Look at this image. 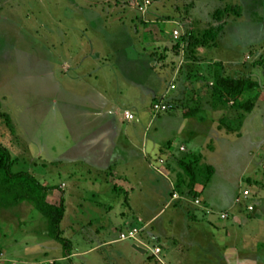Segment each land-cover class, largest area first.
<instances>
[{
  "label": "rangeland",
  "instance_id": "rangeland-1",
  "mask_svg": "<svg viewBox=\"0 0 264 264\" xmlns=\"http://www.w3.org/2000/svg\"><path fill=\"white\" fill-rule=\"evenodd\" d=\"M210 32L208 45L196 48L195 40ZM142 43L151 50L139 57ZM220 78L255 81L259 88L228 99L216 87ZM246 101L264 117V0H0V144L15 161L13 172H28L45 186H65L50 201L64 195L61 230L79 254L63 260L62 246L46 234V219L24 203L0 208L1 223L12 225L5 232L0 225L7 258L22 264L31 250L37 264H224L213 247L226 245L233 220L216 221L196 200L214 174L204 155L217 169L204 198L218 212L238 195L241 206L245 187L258 195L254 201L264 196V120L253 124L254 134L240 138L250 114L238 106ZM162 102L170 110L154 112ZM103 110L117 111L118 127L132 129L138 145L146 134L150 145L160 146L150 156V172L128 171L134 189L129 195L104 182L113 170L104 177L69 160L73 138H94L106 127L112 139V120L97 127L87 118ZM191 111L197 116L185 120ZM126 113L134 121L126 122ZM181 161L195 171L193 187L178 168ZM243 176L253 177L239 182ZM161 178L174 180L170 199ZM78 194L107 211L108 229L114 228L107 241L98 244L80 223L82 234L69 229L71 215L81 221ZM163 208L155 224L141 220ZM258 211L263 214L262 205ZM129 232L135 237L121 241ZM34 239L32 250L25 244ZM18 249L23 255H16Z\"/></svg>",
  "mask_w": 264,
  "mask_h": 264
},
{
  "label": "crops",
  "instance_id": "crops-1",
  "mask_svg": "<svg viewBox=\"0 0 264 264\" xmlns=\"http://www.w3.org/2000/svg\"><path fill=\"white\" fill-rule=\"evenodd\" d=\"M144 36H147V35L144 34ZM144 45H145V43L141 44L142 50L139 51V57L141 54L143 56H146L147 52H149L151 50V47L144 46ZM236 60H238V59H235L234 61H236ZM151 95H153V92ZM99 97H100V99H102V96L99 95ZM261 104H263L262 100L259 101V105H261ZM254 110L252 111V113H250L249 118L245 120V122L243 124V128L241 129V133H243V136L240 138L248 137V136L255 133L254 132L255 127H253L254 126L253 124H255V123L258 124V122L263 123L264 117H260V116L257 117V115H256L257 112H255ZM96 115L97 116L88 115L87 118H89L90 121H93V119H94L95 122L93 121L92 124L96 125L97 127L102 126V124L104 123L103 120H106V121L108 119L112 120L111 125H112V132H113L114 136L110 140L107 136L108 135V129L106 127L105 128L102 127V129H99L100 132L97 133L98 136H96L94 138H89V139L86 138V140L73 138L72 139L73 143L71 145L72 147H70V151H71L70 153L71 154H70L69 160H70L71 164H74V165L83 163L85 166H87L90 173L95 172L96 175L101 174L104 177L106 176V173L108 171L113 170L114 175L111 176L112 178L106 176V179H104V182H106L107 184H109V183L114 184L113 187H110L111 191H113V190L117 191L119 188V190L123 191L124 194L126 193L129 195L128 191L130 190L132 192L134 189L130 188L129 184H130L131 180L128 179V176H129L128 171H132V173L135 174L138 172V168L144 167L145 170H143V175H145V172H150L149 167L150 166L152 167V165L155 162V160L151 161L150 156L153 157L156 154V152L158 153L160 146L150 145L146 134L141 135L142 140H141V143L138 145L136 143V141L132 138V134H133L132 129L123 130V129L118 127V121L119 120L117 118V116H118L117 111L107 112V111L103 110V111L97 112ZM123 117L125 120V114ZM184 119L186 120V118H184ZM132 121H134V120H132ZM250 121H252L251 124H250ZM126 122H128V121H126ZM96 130H95V128H92L91 131H96ZM261 130L264 133V125L261 127ZM218 134H220V133H218ZM224 135L226 137H229V138H234L230 134H227V135L224 134ZM114 149L117 151V153L119 152L118 149H120V157L117 156V158H116V156H115L116 159L113 160L112 152L114 151ZM214 149H215V147H214ZM214 149L212 152H214ZM203 157H204L203 163H206L207 165H210L211 167H213L214 174H213L210 182L207 184L206 189L203 192V195H199V197H197L198 200H196V201L200 202V204H201V206H199L200 208H202L204 210L208 209L209 211H211V213L215 216L216 221H220V222L225 223L226 221L233 220L232 224L234 225L233 227L232 226L230 227L231 230H230V232H228L229 235L227 233V237H226L227 240H225L227 242L224 243L226 245L220 244V246H218L217 245L218 242H217L215 244V246L213 247L214 250L216 251L217 255H218V263L221 261L224 264H264V196H261V197L259 196V199L254 201V199L257 198L258 195H255L253 191H251V190H249V188L245 187V189L242 192V197L240 196L242 198V201H243V204H241V206L236 205L237 202L235 200L237 197H239V195H238L237 197L235 196L233 198L231 205H228L226 210L218 212L213 207V205L211 203H209L208 199L204 198V197H206V192L208 190V187L210 186L211 182L213 181V178H215V176H216L217 169L207 159L206 155H204ZM13 161H14V159H13ZM14 164H15V161L13 162V166H14ZM119 166L122 168L121 171L118 170ZM123 168L124 169L125 168H131V170H124ZM125 176H127V178ZM252 177L253 176H250V177L243 176V177H241L239 182H242L244 180L250 181V179H252ZM161 179H163V178H161ZM116 180L121 182L123 185L121 184V186H118L120 184L114 183V182H117ZM163 180L166 182V184L169 188V190L167 191L168 197L166 196L167 197L166 199H168V198L170 199L171 187H173L172 185L174 184V182H172V181H174V180H173V178L171 180H169V182L166 179H163ZM262 180H264V178H262ZM254 181H257V179H254ZM90 182L92 183V181H90ZM125 182L127 184L126 187H124ZM96 183H97V181H94V184L92 183L91 185H93V187H94ZM62 187L63 188H61V186L59 187L60 190H63L65 186L62 185ZM245 191H250L252 193V197H250L248 199H243V193ZM91 193L98 195V193L95 192V190H92ZM90 198L91 197H89V199ZM64 199H65V197H64ZM77 199H78V201L76 202L77 210L75 212H78V214L81 215V221H79L76 216L74 218L73 217L74 215L73 216L71 215V219L69 221L70 222L69 229H71L72 231L76 230L77 232L81 233L84 230V228H87L91 234L95 233V235H92V238L94 239V241H97V242L99 240L98 244H101L102 242L107 241L108 240L107 238L111 234L109 232H112V230H114V228L110 231L108 229L107 211H103L101 206L99 207V205L93 204L92 201H90L89 204L87 202H82V198L79 194H78ZM85 199H83V200H85ZM250 200H253V202L251 204L248 203ZM172 201H175V200H172ZM23 204H20L16 207L3 208V209H8V210L19 209L20 207L23 206ZM261 205L263 208V214L258 211V207ZM250 206H253V208H254L253 211L248 210V208ZM165 210H167V209H165ZM165 210H164V208L162 210L160 209V211H158L157 213H153V215L151 217H149L148 219H141V220H143L144 224H146V225L155 224L157 222V220L159 219V217L163 213L166 212ZM15 211H17V210H15ZM241 212H242V214H240ZM223 215L226 216L225 219L221 218ZM250 218H252V219H250ZM64 219H65V217H64ZM74 220H76V221L74 222ZM91 222L93 225L91 224ZM139 222H140V219L137 220V223H139ZM78 223L83 224L85 227L84 226H83L84 228L81 227L80 224L78 225ZM129 223L130 222H125L124 226L128 227ZM87 224H89L88 227H87ZM0 225L3 226V231H4V228L6 230L7 228L10 229V227H12V225L9 226L6 224H2L1 221H0ZM200 225H202V224H200ZM98 229H99V231L101 229V231H100V232H102L101 235L96 234V232H98ZM29 232H31V233H29ZM26 233L28 235H33L35 232L26 230ZM199 233H201L203 235V231H199ZM46 234L48 236V225H47ZM34 237L37 238V236H35V235H34ZM203 237H204V235H203ZM232 237H233V239H232ZM4 238H5V240H7L6 236ZM35 240H36V243H34ZM34 242H31L33 245H29V244H25V245L28 246V248H29V246H32V250L33 249L35 250L34 247L37 246V239H34ZM110 242L111 241H109V243ZM231 242L233 243L232 246L230 245ZM106 243H108V242H106ZM203 243H205V242H203ZM41 251L38 250L37 252H39L41 254ZM31 252L32 251L29 250V253H28V256H31V257L28 259V261H26L22 264H37V263H35L36 261H35V259H33L34 255H32ZM17 254H19L20 256L23 255V254H21V251H19V249H18V251H16V255ZM71 254L67 258L63 257V260H70L71 258H75V257L79 256V254H76L74 251ZM0 256H2L5 260H7L9 262H13L15 264H20L18 261H16V259H14L12 257H11L12 259L7 258V256H6V245L4 243H0ZM210 258L217 263V260L214 258V256L210 257ZM45 262H46V264H48L49 262H52V261H45Z\"/></svg>",
  "mask_w": 264,
  "mask_h": 264
},
{
  "label": "trees",
  "instance_id": "trees-1",
  "mask_svg": "<svg viewBox=\"0 0 264 264\" xmlns=\"http://www.w3.org/2000/svg\"><path fill=\"white\" fill-rule=\"evenodd\" d=\"M211 34L213 35L212 32L206 34L203 40H195L196 48H205ZM216 87L226 98L237 99L245 94L254 93L259 85L251 80L220 78L216 81ZM238 107L242 112L250 114L254 110V103L246 101ZM197 114V111L185 112L184 118H195ZM8 125L12 131L9 121ZM13 162L9 150L0 144V207L12 208L23 203L30 204L46 219L49 238L62 246L65 258L69 257L72 243L64 238L61 230L66 213L64 195L61 194L58 203L50 201V194L60 188L45 186L28 172H13ZM178 167L189 178V184L193 187L196 184V174L192 166L181 161Z\"/></svg>",
  "mask_w": 264,
  "mask_h": 264
},
{
  "label": "built area",
  "instance_id": "built-area-1",
  "mask_svg": "<svg viewBox=\"0 0 264 264\" xmlns=\"http://www.w3.org/2000/svg\"><path fill=\"white\" fill-rule=\"evenodd\" d=\"M170 108H171L170 104H168L166 102H162V103L154 105L153 106V111L156 112V113H160V114L162 113L163 114V113L168 112L170 110ZM125 120L128 121V122H131L132 120H134V117L131 114L126 113L125 114ZM174 197L177 198V196H174ZM250 197H252V193L250 191H245L243 193V199H248ZM196 203L199 204V201H196ZM248 210L249 211H253L254 210L253 206H250L248 208ZM221 218L225 219L226 216L223 215ZM135 235H136V233H134V232H129L128 235L127 234H123L121 236V241H125V240H128V239H133L135 237ZM156 252L159 253L160 250L158 249V250H156ZM0 264H15V263L9 262V261L5 260L2 256H0Z\"/></svg>",
  "mask_w": 264,
  "mask_h": 264
}]
</instances>
